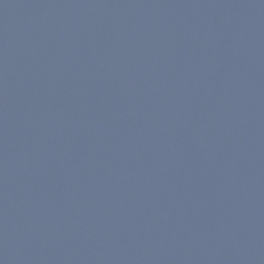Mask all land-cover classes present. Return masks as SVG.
Segmentation results:
<instances>
[{"label":"water","instance_id":"obj_1","mask_svg":"<svg viewBox=\"0 0 264 264\" xmlns=\"http://www.w3.org/2000/svg\"><path fill=\"white\" fill-rule=\"evenodd\" d=\"M0 264H264V0H0Z\"/></svg>","mask_w":264,"mask_h":264}]
</instances>
